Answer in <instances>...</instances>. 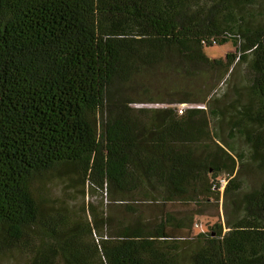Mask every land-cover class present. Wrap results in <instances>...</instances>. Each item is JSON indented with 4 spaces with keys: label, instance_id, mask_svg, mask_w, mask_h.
Returning a JSON list of instances; mask_svg holds the SVG:
<instances>
[{
    "label": "trees",
    "instance_id": "16d2710c",
    "mask_svg": "<svg viewBox=\"0 0 264 264\" xmlns=\"http://www.w3.org/2000/svg\"><path fill=\"white\" fill-rule=\"evenodd\" d=\"M257 2L0 0V255L20 251L24 264H264V177L243 193L238 184L249 164L264 175V11H246ZM230 41L237 54L226 68L245 64L248 80L236 86L245 105L232 106L229 123L248 153L215 136L203 109L132 110L112 92L170 55L208 62L204 47ZM61 166L120 199L164 202L220 188L229 172L235 218L224 234L199 235L195 248L168 234L170 215L153 230L104 236L96 217L77 230L33 190Z\"/></svg>",
    "mask_w": 264,
    "mask_h": 264
},
{
    "label": "rangeland",
    "instance_id": "374dc122",
    "mask_svg": "<svg viewBox=\"0 0 264 264\" xmlns=\"http://www.w3.org/2000/svg\"><path fill=\"white\" fill-rule=\"evenodd\" d=\"M263 9L264 0H258L246 11L257 15ZM203 53L208 62L184 64L180 57L170 55L165 63L135 76L130 82H116L112 92H115L116 98L127 102L132 110L173 108L183 114L190 109H203L215 136L218 133L236 154L248 153L247 145L239 134H233L229 123L235 113L232 106L238 102L243 105L246 98L244 90L242 97L235 95L242 91L236 86H247L246 65L236 62L227 70L226 56L237 54L232 41L223 46L216 44L210 48L204 47ZM215 61H220L221 64H216ZM234 69H238L237 72ZM241 104L239 108L242 107ZM212 111L222 115L224 123L218 124ZM236 154L230 153L232 159L236 160L235 172L239 168ZM227 163L230 168L233 166L231 161ZM234 177L235 175L230 176L229 172H224L219 176L220 188H209V191L190 193L189 197L175 202H164L145 199L138 193L126 195L125 198L128 199H120L114 190L97 188L90 181L80 182L79 176L70 173L69 167L61 166L47 175L45 180L37 178L33 183V190L36 195L44 197L42 204L47 212L64 216L77 230L81 225L90 223L94 217L104 236H115L120 229L136 225L153 230L170 215L173 222L167 227L168 234L189 237L187 243L195 248L201 245L197 242L199 235L213 233L216 236L221 231L224 234L228 230L227 221L233 222L235 213L231 204L234 198L231 194L225 195L224 190ZM263 177L257 163L247 165L238 181L240 186L243 185L241 193L257 188ZM217 225L222 229L219 230ZM178 226H184L185 230L181 229L180 232ZM99 237L100 234L94 232L92 239L88 237L87 241L96 242ZM26 257L20 251L7 252L0 255V264H24Z\"/></svg>",
    "mask_w": 264,
    "mask_h": 264
}]
</instances>
